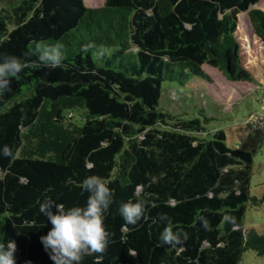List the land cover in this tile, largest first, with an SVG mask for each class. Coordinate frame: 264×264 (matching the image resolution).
<instances>
[{"label": "trees", "instance_id": "obj_1", "mask_svg": "<svg viewBox=\"0 0 264 264\" xmlns=\"http://www.w3.org/2000/svg\"><path fill=\"white\" fill-rule=\"evenodd\" d=\"M84 1L0 0V57L26 65L0 94V146L15 154L0 156V243L15 241L16 264H54L40 241L51 228L40 204L83 205L80 184L98 175L113 190L109 242L81 264L264 256V234L243 226L246 208L264 201L250 196L251 152L228 147L225 131L209 130L202 115L159 107L166 82L210 84L205 66L229 82L255 83L236 33L246 14L264 43V12L251 8L261 0H105L97 8ZM56 43L62 63L45 67L37 45ZM165 91L170 103L184 100ZM76 114L82 126L72 123ZM128 201L145 205L136 225L119 215ZM162 216L187 234L182 245L157 246Z\"/></svg>", "mask_w": 264, "mask_h": 264}, {"label": "rangeland", "instance_id": "obj_2", "mask_svg": "<svg viewBox=\"0 0 264 264\" xmlns=\"http://www.w3.org/2000/svg\"><path fill=\"white\" fill-rule=\"evenodd\" d=\"M105 0H85L86 6L100 7ZM264 12V0L253 6ZM236 40L241 48L243 66L249 70L255 83H232L217 69L205 66L211 78L208 84L203 79L191 77L186 84L166 82L162 85L159 107L174 115H202L208 119L207 127L224 130L226 145L230 148L251 152L252 169L250 196L264 199V43L254 35L246 14L239 16ZM170 88L171 97L179 100L170 103L165 89ZM169 93V91L167 92ZM187 97H186V96ZM72 123L82 126L81 114L71 117ZM246 229L264 234V201L258 206H248L243 218ZM239 264H264V256L245 251Z\"/></svg>", "mask_w": 264, "mask_h": 264}, {"label": "clouds", "instance_id": "obj_3", "mask_svg": "<svg viewBox=\"0 0 264 264\" xmlns=\"http://www.w3.org/2000/svg\"><path fill=\"white\" fill-rule=\"evenodd\" d=\"M39 59L45 67L56 68L63 60L60 43L37 45ZM25 63L14 55L0 57V94L10 90L13 80L18 79ZM0 156L14 159V152L8 146H0ZM82 192L88 193L83 205L65 208L61 203L45 198L40 204V212L47 217L51 228L40 236L44 250L54 264H81L84 255L103 252L109 242V232L104 225L105 215L113 203V190L103 177L90 175L80 184ZM145 205L141 201H128L119 205L118 212L128 225H136L145 216ZM167 221L157 240V246L175 247L187 240V234L173 230ZM206 226V225H205ZM15 241L0 243V264H16Z\"/></svg>", "mask_w": 264, "mask_h": 264}]
</instances>
